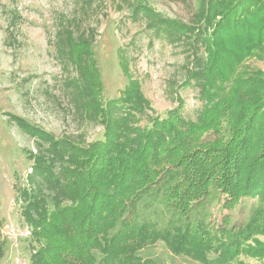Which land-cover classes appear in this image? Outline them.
Listing matches in <instances>:
<instances>
[{
	"label": "trees",
	"instance_id": "obj_1",
	"mask_svg": "<svg viewBox=\"0 0 264 264\" xmlns=\"http://www.w3.org/2000/svg\"><path fill=\"white\" fill-rule=\"evenodd\" d=\"M132 13L146 15L156 36L193 38L195 55L179 87L198 88L197 118L184 115L177 91L178 104L158 113L126 59L128 82L119 96L105 97L85 32L76 38L62 27L60 52L79 70L67 80L72 99L103 132L86 141L9 113L36 146L26 150V183L14 185L30 231L27 264H162L142 253L159 241L202 264L264 260V70L246 64L264 60V0H199L194 23L143 3ZM206 197L228 209L255 201L247 221L225 216L215 226Z\"/></svg>",
	"mask_w": 264,
	"mask_h": 264
},
{
	"label": "rangeland",
	"instance_id": "obj_2",
	"mask_svg": "<svg viewBox=\"0 0 264 264\" xmlns=\"http://www.w3.org/2000/svg\"><path fill=\"white\" fill-rule=\"evenodd\" d=\"M137 3L149 5L163 17L194 23L199 0H94L90 4L81 0H0V264H27L31 252L30 231L14 185L19 179L26 183L32 164L26 150L36 151L35 138L9 113L57 135L86 141L102 136L103 126L82 114L72 99V85L67 80L79 76V70L60 52L59 38L66 36L59 33L62 27L70 25L76 38L85 32L105 97L119 96L128 82L121 67L126 59L158 113L165 114L178 104L177 91L185 101L184 115L197 118L201 108L198 88L179 87L195 55L193 38L169 41L165 34L156 36L146 15H133ZM121 50L125 51L122 56ZM246 64L264 70V60L256 57ZM254 201L243 199L228 209L206 197L203 204L211 213L207 220L218 226L225 216L231 224L247 221ZM258 238L264 240L262 235ZM142 253L151 254L162 264H202L173 254L162 241ZM245 263L263 264L264 260L240 255L234 264Z\"/></svg>",
	"mask_w": 264,
	"mask_h": 264
}]
</instances>
